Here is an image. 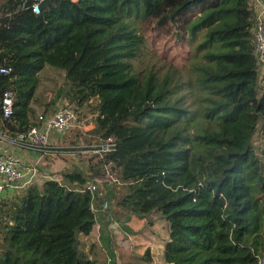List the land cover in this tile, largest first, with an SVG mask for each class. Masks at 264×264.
Listing matches in <instances>:
<instances>
[{
  "label": "trees",
  "instance_id": "1",
  "mask_svg": "<svg viewBox=\"0 0 264 264\" xmlns=\"http://www.w3.org/2000/svg\"><path fill=\"white\" fill-rule=\"evenodd\" d=\"M21 5L0 0V69L10 71L0 73V99L6 91L16 96L4 128L15 137L36 125L39 74L52 66L66 73L57 96L78 110L87 105L94 134L116 146L91 155L88 173L73 165L64 183L47 180L2 202L0 264H99L82 253L80 237L99 221L133 217L169 222L164 264H258L264 78L253 0H47L40 14ZM149 21L187 39L188 65L156 63L139 29ZM81 136L42 154L78 153ZM196 146L205 155L202 179L190 164ZM108 171L125 187L122 196L105 182L88 188ZM144 261L153 263L149 251Z\"/></svg>",
  "mask_w": 264,
  "mask_h": 264
},
{
  "label": "rangeland",
  "instance_id": "2",
  "mask_svg": "<svg viewBox=\"0 0 264 264\" xmlns=\"http://www.w3.org/2000/svg\"><path fill=\"white\" fill-rule=\"evenodd\" d=\"M139 29L146 38L149 51L156 57V63L167 67L174 65L176 68L181 69L191 61L193 50L187 39L179 40L176 35V30L171 26H162L154 21H149L139 25ZM49 68L54 71L58 70L52 66H49ZM52 79L51 81L53 83H51L50 87L48 86L49 88L45 90L43 88L40 92V99L44 97L49 103L56 101L58 89L64 84L58 83L59 87L57 88V77L54 75ZM48 104L45 106V109L44 107L41 109L35 106V110L37 113L41 111L42 114L50 112L55 108V105L49 108L47 107ZM70 106L75 111L77 121L75 127L67 134L71 138L81 133L80 145L82 149H91L92 145H97L100 142L98 136L94 134V130H90V126L95 125L94 117L87 105L82 110H78L75 105ZM65 143L67 144L68 142ZM76 155H68L67 157L70 162L76 159V163L73 164L83 165L86 163L87 159L81 160ZM49 157L48 167L54 173H57V158L55 156ZM204 157L203 147H194L190 164L192 171L199 179H202L203 176L201 161ZM71 167V165L66 169H64L65 166L59 167V172L63 173ZM83 167L88 168V165L85 164ZM103 183L100 187H102ZM105 183L104 185L111 188L118 196H122L126 192L121 182L119 184L111 183L110 185L107 182ZM109 207L113 210H118L115 205L110 206V203H108L107 208ZM110 221L111 219L99 221V224L97 223L95 226L91 239L84 244L80 243V250L86 257H93L99 264L106 262L109 264H147L144 261V257L149 251L153 261L152 264L162 262L164 245L169 239L170 233V224L166 219L162 217L150 219L133 217L132 219L126 218ZM3 249L4 246L0 245V254L3 253Z\"/></svg>",
  "mask_w": 264,
  "mask_h": 264
},
{
  "label": "built area",
  "instance_id": "3",
  "mask_svg": "<svg viewBox=\"0 0 264 264\" xmlns=\"http://www.w3.org/2000/svg\"><path fill=\"white\" fill-rule=\"evenodd\" d=\"M21 9L26 11L31 9L33 13H41V4L47 0H21ZM253 8L256 14V20L252 29L254 55L257 59L260 78H264V0H253ZM8 69H0L1 74H9ZM15 94L12 91H6L0 99V118L2 123L11 119L14 114ZM77 121L74 109L69 105L67 100L56 107L50 113L42 114L37 125L33 126L28 133H19L15 137L11 136L7 130L2 139H9L14 146L27 150L42 151L49 148L51 135L62 137L70 132ZM116 146L115 139L110 138L92 145L91 149H82L80 153L85 155H104L112 152ZM37 170L34 166L26 167L22 161L10 151L0 153V209L2 202L16 194L19 191L37 184ZM54 180V179H52ZM103 182L119 184L120 179L117 174L107 172L104 177H97L95 183L89 185L92 191L100 188ZM108 207L106 202L104 208ZM151 255V254H150ZM152 259V258H151ZM164 264L163 260L161 263ZM258 264H264V258H259Z\"/></svg>",
  "mask_w": 264,
  "mask_h": 264
},
{
  "label": "crops",
  "instance_id": "4",
  "mask_svg": "<svg viewBox=\"0 0 264 264\" xmlns=\"http://www.w3.org/2000/svg\"><path fill=\"white\" fill-rule=\"evenodd\" d=\"M54 75H55V77H57V88L59 87L58 83H64V84L66 83V73L63 70L58 69L57 71H54L53 69H50L49 66H46L39 74V85H38L37 92L35 95V100H34L33 105H32V108L34 109V114L31 116V122L35 123L36 125H37L38 117L42 113H41V111H38L39 113H37V111L35 109L38 107H40L41 109H43V107H44V109H45V106L49 103V101H47L44 97H42V99H40V96H41L40 92L43 90V88L45 90L46 88L50 87L51 83H53L51 80H53L52 77ZM63 85L58 89V92L62 89ZM63 100H67L69 103V99L66 96H64V95H60L59 97L57 96L56 101H54L55 108L53 110H55L56 107H58L62 103ZM35 106H36V108H35ZM52 111H50V112H52ZM50 112H47V113H50ZM37 114H38V117H37ZM94 129H95V125H91L90 130L93 131ZM6 131L7 130L4 128V124L2 123L1 118H0V153L3 151L13 152L18 157V159H20L22 161L24 166H26V167L34 166L37 170V173H38L36 183L39 185L43 184L47 180H52V179L64 183L62 172L61 173L59 172V170H60L59 167L65 166L64 169H66L69 167V165H71V166H73V165L77 166L78 165V167H81L83 169V171H85L87 173L89 172L90 163H91V159H92L91 155H85V154H82L80 152L74 153V154H63L62 156H55L53 154L43 155L38 151L27 150V149H22V148L20 149V148L14 146L13 143L9 141V139H2L3 136L5 135ZM95 138L97 139L96 136H95ZM74 139H75L74 137L70 138L68 134H65L62 137H58L57 135H51L49 146L60 148L61 146H66L67 144L70 143V141H73ZM65 142H68V143L66 144ZM67 147H69V146H67ZM68 155H76V157L78 156L81 160L87 159L85 164L88 165V168L83 167L85 164H83V165L73 164V163H76V159H75V161L70 162L68 157H67ZM49 156H55L57 158V173H54L48 167V161H49L48 158H50ZM92 234H93V232L89 236L82 235L80 237L81 244H84V243H86V241L90 240L92 237ZM90 246H92V245H90ZM88 258L93 259V257H88Z\"/></svg>",
  "mask_w": 264,
  "mask_h": 264
}]
</instances>
